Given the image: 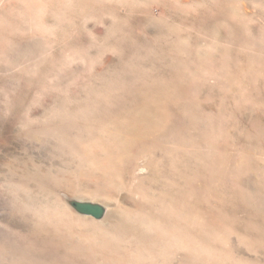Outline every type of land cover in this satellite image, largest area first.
Segmentation results:
<instances>
[{
    "label": "rangeland",
    "instance_id": "374dc122",
    "mask_svg": "<svg viewBox=\"0 0 264 264\" xmlns=\"http://www.w3.org/2000/svg\"><path fill=\"white\" fill-rule=\"evenodd\" d=\"M0 264H264V0H0Z\"/></svg>",
    "mask_w": 264,
    "mask_h": 264
},
{
    "label": "bare ground",
    "instance_id": "6f19581e",
    "mask_svg": "<svg viewBox=\"0 0 264 264\" xmlns=\"http://www.w3.org/2000/svg\"><path fill=\"white\" fill-rule=\"evenodd\" d=\"M151 100V99H150ZM148 107V106H147ZM138 113V112H137ZM144 116H146V114L144 115ZM152 116V115H151ZM154 116V115H153ZM152 116V117H153ZM139 117V116H138ZM140 119V118H139ZM153 120V119H152ZM126 121V120H125ZM151 121V120H150ZM145 123V122H144ZM146 123H148V122H146ZM147 126V125H146ZM93 164V163H92ZM94 165V164H93ZM97 165V164H96ZM13 168V167H12ZM34 168V167H33ZM20 170V169H19ZM183 170V169H182ZM8 171V170H7ZM91 171H92V167H91ZM12 172V171H11ZM8 173H10V172H8ZM19 173V172H18ZM25 174V173H24ZM190 175V174H189ZM9 176V175H8ZM7 176V177H8ZM97 176V175H96ZM120 176V174H119V171L115 168V167H113L112 165H108V164H106V165H101V169H100V172L98 173V179L99 180H97L98 182H100V184H102V189H101V191H98V192H94V191H92V193L93 194H95V195H97V196H102V198L104 197L105 199H107V201H109L110 200V202L111 201H113V203H114V207H110V206H106L107 207V214H106V218L108 217V216H112V217H114L115 219L118 217V215H117V213H118V210L120 209V207H121V202H123L121 199H120V196H119V198H116V199H114L115 198V194H117L118 192V189H120V186H122L121 185V183L119 182L120 180H119V177ZM189 178V177H188ZM7 180H8V178H7ZM9 181V180H8ZM96 181V180H95ZM176 181V180H175ZM183 182V181H182ZM39 183V182H38ZM126 183V182H125ZM19 184H21V183H19ZM27 184V183H26ZM25 184V185H26ZM29 184V183H28ZM95 184H96V182H95ZM99 184V185H100ZM187 184V183H186ZM18 185V184H17ZM22 185V184H21ZM25 185H23V186H25ZM94 185V184H93ZM135 185V184H134ZM184 185V184H183ZM26 186H28V185H26ZM25 186V187H26ZM125 186V185H124ZM140 186V185H139ZM143 186V185H142ZM56 187V186H55ZM93 187H95V186H93ZM24 188V187H23ZM29 188H30V185H29ZM34 188V187H33ZM127 188V187H126ZM177 188V187H176ZM181 188V187H180ZM4 189V188H3ZM27 190H28V188H26ZM166 189V188H165ZM27 190H26V192H27ZM140 190V189H139ZM181 190V189H180ZM196 190V189H195ZM32 190H30V192H31ZM143 191V190H142ZM199 191V190H198ZM5 192V191H4ZM29 192V191H28ZM29 192V193H30ZM38 192V191H37ZM88 192V191H87ZM100 192V193H99ZM117 192V193H116ZM138 192V191H137ZM120 194V193H119ZM128 194V193H127ZM141 194V193H140ZM146 194V193H145ZM172 194V193H171ZM49 195V194H48ZM170 195V194H169ZM24 196V195H23ZM47 196V195H46ZM93 196V195H92ZM167 196V195H166ZM183 196V195H182ZM31 197V196H30ZM64 199H65V201L67 202V204L71 207V205L69 204V200L70 199H74L73 197H71L69 194H64ZM114 197V198H113ZM124 197H125V195H124ZM123 197V198H124ZM129 197H131V196H129ZM142 197H144V196H142ZM184 197V196H183ZM234 197V196H233ZM44 198V197H43ZM177 198V197H176ZM52 199V198H51ZM128 199V198H127ZM131 199V198H130ZM134 199V198H133ZM121 200V201H120ZM140 200V199H139ZM149 200V199H148ZM201 200V199H200ZM46 201V200H45ZM44 201V202H45ZM49 201V200H48ZM177 201V200H176ZM143 202V201H142ZM147 202V201H146ZM48 203V202H47ZM173 203V202H172ZM191 203H192V201H191ZM200 203V202H199ZM205 203V202H204ZM190 204V203H189ZM29 205V204H28ZM128 205V204H127ZM137 205V204H136ZM174 205V204H173ZM181 205V204H180ZM179 205V206H180ZM125 206H126V204H125ZM124 206V207H125ZM26 207V206H25ZM30 207V206H29ZM51 208V207H50ZM59 208V207H58ZM124 210V209H123ZM199 210V209H198ZM120 211V210H119ZM122 212V211H121ZM144 212V211H143ZM43 214V213H42ZM137 214V213H136ZM73 215V214H72ZM146 215V214H145ZM58 216V215H57ZM83 216H86V215H83ZM120 217V216H119ZM69 218V217H68ZM41 219V218H40ZM60 219V218H59ZM118 219V218H117ZM42 220V219H41ZM133 220V219H132ZM52 222V221H51ZM61 222V221H60ZM40 223V222H39ZM47 223V222H46ZM56 223H57V221H56ZM79 223V222H78ZM113 223V222H112ZM119 223V222H118ZM34 224V223H33ZM51 224V223H50ZM75 224V223H74ZM73 224V225H74ZM84 224V223H83ZM116 224V223H115ZM31 225V224H30ZM52 225V224H51ZM59 225V224H58ZM79 225V224H78ZM209 225V224H208ZM213 225V224H212ZM48 226V225H47ZM92 226V225H91ZM39 227V226H38ZM43 227V226H42ZM51 227V226H50ZM95 227V226H94ZM235 227V226H234ZM49 228V227H48ZM96 228V227H95ZM34 229V228H33ZM67 229H69V228H67ZM75 229V228H74ZM77 229V228H76ZM84 229V228H83ZM239 229V228H238ZM40 230V229H39ZM44 230V229H43ZM46 230V229H45ZM52 230H53V228H52ZM58 230H60V229H58ZM62 230V229H61ZM89 230V229H88ZM105 230V229H104ZM177 230V229H176ZM36 231V230H35ZM116 231V230H115ZM178 231V230H177ZM34 232V231H33ZM38 232V231H37ZM68 233V232H67ZM99 233H100V231H99ZM131 233V232H130ZM137 233V232H136ZM51 234H53V233H51ZM96 234V233H95ZM105 234V233H104ZM133 234V233H132ZM176 234V233H175ZM34 235V234H33ZM36 235V234H35ZM34 235V236H35ZM41 235V234H40ZM59 235V234H58ZM57 235V236H58ZM31 236H32V234H31ZM38 236V235H37ZM36 236V237H37ZM61 236V235H60ZM65 236V235H64ZM81 236V235H80ZM93 236V235H92ZM99 236V235H98ZM116 236V235H115ZM147 236V235H146ZM177 236H179V235H177ZM35 237V238H36ZM50 238H52L51 236H49ZM86 237V236H85ZM142 237V236H141ZM185 237V236H184ZM53 238H55L54 236H53ZM99 238V237H98ZM39 239H41V238H39ZM45 239H46V237H45ZM61 239V238H60ZM68 239V238H67ZM79 239V238H78ZM117 239V238H116ZM53 240V239H52ZM62 240V239H61ZM66 240V239H65ZM115 240V239H114ZM113 240V241H114ZM125 240V239H124ZM123 240V241H124ZM191 240V239H190ZM44 241V240H43ZM56 241V240H55ZM67 241V240H66ZM69 241H71V239H69ZM77 241V240H76ZM75 241V242H76ZM101 241V240H100ZM179 241V240H178ZM42 242V241H41ZM46 242V241H45ZM44 242V243H45ZM61 242V241H60ZM94 242V241H93ZM111 242V241H110ZM126 242V241H125ZM129 242V241H128ZM140 242V241H139ZM183 242V241H182ZM37 243V242H36ZM56 243L58 244L59 242H57L56 241ZM55 243V244H56ZM67 243V242H66ZM65 243V244H66ZM138 243V242H137ZM178 243V242H177ZM180 243V242H179ZM35 244V243H34ZM52 244V243H51ZM50 244V245H51ZM167 244V243H166ZM69 245V244H68ZM59 246V245H58ZM70 247V246H69ZM45 248V247H44ZM50 248V247H49ZM56 248V247H55ZM72 248V247H71ZM97 248V247H96ZM179 248V247H178ZM47 249V248H46ZM89 249V248H88ZM95 249V248H94ZM143 249V248H142ZM45 250V249H44ZM47 250H49V249H47ZM67 250V249H66ZM74 250V249H73ZM45 252H46V250H45ZM61 252V251H60ZM59 252V253H60ZM52 253V252H51ZM56 253V252H55ZM196 253V252H195ZM54 254V253H53ZM76 254V253H75ZM108 254V253H107ZM89 255V254H88ZM106 255V254H105ZM63 256V255H62ZM71 256V255H70ZM197 256V255H196ZM119 258V257H118ZM67 259V258H66ZM122 259V258H121ZM70 261V260H69ZM72 261V260H71ZM112 261H114V260H112ZM186 263H188V262H186Z\"/></svg>",
    "mask_w": 264,
    "mask_h": 264
},
{
    "label": "water",
    "instance_id": "95a60500",
    "mask_svg": "<svg viewBox=\"0 0 264 264\" xmlns=\"http://www.w3.org/2000/svg\"><path fill=\"white\" fill-rule=\"evenodd\" d=\"M69 204L78 213L91 216L95 219H102L107 214V207L99 202L89 200L70 199Z\"/></svg>",
    "mask_w": 264,
    "mask_h": 264
}]
</instances>
